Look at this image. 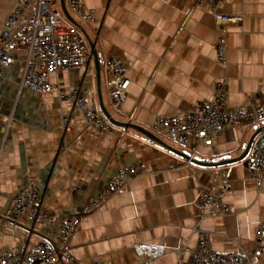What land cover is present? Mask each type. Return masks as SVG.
I'll list each match as a JSON object with an SVG mask.
<instances>
[{
    "label": "crops",
    "instance_id": "obj_1",
    "mask_svg": "<svg viewBox=\"0 0 264 264\" xmlns=\"http://www.w3.org/2000/svg\"><path fill=\"white\" fill-rule=\"evenodd\" d=\"M15 2L0 0V32ZM83 2L94 12L96 24L74 19L96 44L104 105L118 121L154 133L157 117L187 113L194 105L213 102L221 83L227 85L228 106L263 104L264 0H224L221 12L242 17L238 24L225 25L224 32L207 6L191 1ZM221 36L225 63L217 56ZM113 57L130 67L123 114L116 113L110 96L116 82L108 73ZM24 60L25 52L14 55V65L0 86V220L7 219L20 186L32 179L42 207L58 222L81 215L72 240L79 264H136L140 258L134 247L140 243L165 247L166 255L155 264H189L200 231L221 254L253 255L264 218V185H256L245 161L218 168L188 166L186 159L137 131L114 126L115 134L102 136L73 111L68 99L72 88L81 84L82 93L100 109L94 60L85 68L51 77L64 96L22 89ZM258 129L252 123L229 128L212 146L201 145L195 159L220 163L237 158ZM157 136L187 154L165 136ZM138 165L144 166L140 174L113 192V176ZM224 181L228 183L225 191ZM203 189L219 194L230 213L202 218L198 199ZM102 192L109 194L107 202L86 214L88 201ZM18 225L21 235L1 230L0 253L32 248L55 230L26 221ZM253 264H264V257Z\"/></svg>",
    "mask_w": 264,
    "mask_h": 264
},
{
    "label": "built area",
    "instance_id": "obj_2",
    "mask_svg": "<svg viewBox=\"0 0 264 264\" xmlns=\"http://www.w3.org/2000/svg\"><path fill=\"white\" fill-rule=\"evenodd\" d=\"M191 1L199 6H207L214 14L220 30L227 24H238L242 17L221 12L224 0H181ZM72 17L83 23L94 25L97 22L93 11L86 9L83 0H66ZM25 52L24 70L20 87L40 95L59 93L58 86L51 77L63 70H78L87 67L93 60L92 50L80 30L70 23L62 13L59 0H16L11 13L6 17L0 32V86L7 69L14 65V55ZM217 56L225 63V40L221 36L217 45ZM128 63L113 57L109 61L108 73L116 82L110 96L116 113L123 114L131 81L128 78ZM215 99L211 103L197 104L187 113L157 117L153 124L155 135L165 136L187 151L190 157L186 164L199 153L201 145L212 146L227 129L252 123L259 128L264 126V102L261 105L228 106L227 85L221 83L215 89ZM73 111H78L83 121L102 136L116 133V128L108 121L100 109L94 107L82 93V85L76 84L68 97ZM2 97L0 95V115ZM10 120V119H9ZM250 169L251 178L259 188L264 185V130L256 137L247 158L244 160ZM144 169L143 165L131 166L118 171L110 186L113 192L125 187ZM223 190L228 188L224 181ZM109 199L107 192L92 197L86 205V214L100 210ZM198 207L202 218L218 214H229L230 208L224 204L219 194L203 189L199 194ZM7 219L0 220L3 228L23 234L16 228L26 221L33 226L51 225L55 230L48 239L21 251L4 250L0 253V264H79L72 253V240L80 224L81 215H71L62 221L42 207V199L37 184L29 179L23 183L12 199ZM13 224L8 226V223ZM19 226V225H18ZM140 261L136 264H155L166 255L165 247L140 243L134 247ZM184 249H180V255ZM264 257V218L257 230V247L252 256L244 253L221 254L215 251L204 232H199L197 250L189 264H253L254 259ZM92 264H102L94 262Z\"/></svg>",
    "mask_w": 264,
    "mask_h": 264
},
{
    "label": "water",
    "instance_id": "obj_3",
    "mask_svg": "<svg viewBox=\"0 0 264 264\" xmlns=\"http://www.w3.org/2000/svg\"><path fill=\"white\" fill-rule=\"evenodd\" d=\"M60 1V8L62 10L63 15L65 16V18L72 23L74 26H76L81 32L82 34L85 36L91 50H92V54H93V60H94V64H95V70H96V80H97V92H98V97H99V103H100V110L101 112L104 114V116L108 119V121L115 127L118 128H125V129H131L134 131H137L138 133L144 135L146 138H148L150 141H153L155 143H157L158 145L164 147L165 149L177 154L178 156L183 157L186 160H189L190 157L187 154L181 153L179 151H176L175 149H173L171 146H169L167 143H165L163 140H161L157 135H155L154 133L148 131L147 129L136 125L132 122H122V121H118L117 119H115V117H113L111 115V113L108 111V109L105 107L104 105V100H103V96H102V90H101V68H100V60H99V56H98V52L96 50V44L95 42L92 40V38L87 34V32L85 31V29L83 28L82 25H80V23L74 19V17H72V15L70 14L68 7H67V3L66 0H59ZM264 130V126L259 128L254 134L253 136L250 138L244 152L237 158L234 159H230L227 161H222L220 163H203L200 162L196 159H192L191 162L194 165L197 166H201V167H206V168H218V167H223V166H227V165H232L235 163H240L243 162L251 149L252 144L254 143L256 137Z\"/></svg>",
    "mask_w": 264,
    "mask_h": 264
},
{
    "label": "rangeland",
    "instance_id": "obj_4",
    "mask_svg": "<svg viewBox=\"0 0 264 264\" xmlns=\"http://www.w3.org/2000/svg\"><path fill=\"white\" fill-rule=\"evenodd\" d=\"M8 71H10V69H7V70H5V76L4 77H6L7 76V73H8ZM21 78H22V74H21ZM27 90V89H26ZM1 95V94H0ZM2 102V101H1Z\"/></svg>",
    "mask_w": 264,
    "mask_h": 264
}]
</instances>
